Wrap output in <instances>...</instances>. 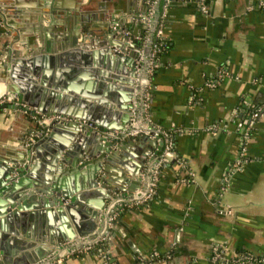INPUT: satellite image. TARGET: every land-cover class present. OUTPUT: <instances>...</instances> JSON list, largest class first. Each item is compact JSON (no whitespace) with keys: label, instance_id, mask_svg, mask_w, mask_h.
I'll return each instance as SVG.
<instances>
[{"label":"crops","instance_id":"1","mask_svg":"<svg viewBox=\"0 0 264 264\" xmlns=\"http://www.w3.org/2000/svg\"><path fill=\"white\" fill-rule=\"evenodd\" d=\"M48 1L0 0V100L10 94L12 84L5 66L6 49L20 54L26 48L32 51L44 46L52 16L44 3ZM87 1L54 0L60 6L56 13L66 14L68 23L74 25L80 12L92 11L94 16L87 13L84 17L94 29L108 22L112 28H124L128 40L122 51L129 55L136 52L132 41L140 43L144 35L150 38L158 20L165 23L162 36L169 46L158 57L151 78L146 118L155 128L172 133L175 156L160 164L152 199L121 212L103 246L73 255L61 264H135L138 258L154 254L158 258L154 264H227L237 253L264 254L263 0H173L164 16L161 0H91L85 5ZM113 41L121 45L123 40ZM56 67L48 64L45 70L56 75L60 71ZM65 78L82 91H93L87 77L70 72ZM104 98L117 110L114 96L116 101ZM244 106L257 107L259 115L246 142V161L235 168L240 150L236 125ZM97 119L105 127L122 125L110 114H98ZM38 124L22 109L0 108V159L23 158L30 137L42 134L34 130ZM93 129L101 132L100 127ZM54 134L56 141L63 138L61 132ZM122 141L124 149L118 154L129 156L133 171L139 160L131 153L144 150L150 162L163 151L159 144L149 148L148 142L136 144V138L134 144L129 139ZM119 159H114L111 174L124 182L130 175ZM36 162L41 163L40 159ZM44 173L42 165L36 167L34 181L41 180ZM69 176L66 173L63 180ZM111 184L114 192L135 191L131 183ZM39 210L34 207L26 212ZM75 210L82 233L101 227L91 214L93 206L83 202ZM68 229L75 231L71 218L64 221L57 211L36 214L25 220V226L14 227V233L0 227V233L7 234L0 237V247L7 253L8 264H32L35 261L30 260L41 258L52 244L66 239ZM216 253L218 262L214 263Z\"/></svg>","mask_w":264,"mask_h":264},{"label":"water","instance_id":"2","mask_svg":"<svg viewBox=\"0 0 264 264\" xmlns=\"http://www.w3.org/2000/svg\"><path fill=\"white\" fill-rule=\"evenodd\" d=\"M44 3L48 6V14L52 15L47 23L50 34L46 35L45 44L40 49L31 51L30 48H26L20 54L12 48L6 49L5 66L12 83L9 91L16 99V104H1L0 108L23 110L24 107H31L43 115L59 114L85 119L91 122L93 128L100 127L101 132L93 128L80 127L77 122L36 125L34 130L42 134L39 136L33 134L30 137L23 158L18 161L6 160L7 162L0 159V227L14 233V227L20 224L25 226L27 218H32L36 214H54L57 211L64 221L71 218L75 230L68 229V237L56 242L61 244L84 235L78 226L77 217L76 219L74 217L77 206H82L83 202L93 206L91 214L98 220V212L95 211L102 209L108 196L114 193L111 190L112 181L117 184L131 183L135 191L140 187L142 170L145 162L150 160L149 153L144 150L138 154L131 153L139 160L138 167L133 171L128 164L129 156L118 154L124 149L123 141L105 137L104 134L124 130L129 123L130 110L134 107L136 97L135 79L139 63L147 61L153 32L145 46H142L141 42L132 41L131 45L136 52L129 55L122 51L125 40H128L123 34L124 28L118 25L112 28L108 22L103 28L94 29L90 26L91 21H86L84 17L87 13L94 16L92 11L80 12L79 19L75 17L76 24L73 25L68 23L69 16L56 13L57 7L60 6H56L54 0ZM87 4L90 5L91 0L85 3ZM80 22L83 25H80ZM69 25H72L71 30ZM13 31L16 35L20 34L14 28ZM115 38L123 40L121 45L113 41ZM26 45L27 41L24 42L25 47ZM48 64L53 68L60 67L61 72L55 71L56 75L49 74L45 70ZM66 72L91 79L93 91L78 89L72 79L65 78ZM106 96L117 100V110L114 111L115 107H110L108 100L104 98ZM41 99L42 103L39 101ZM98 114H110L118 118L122 125L105 127L97 119ZM55 132H61L63 138L59 141L54 140ZM135 138L136 144L144 145L148 142V148L150 145L159 144L161 148L163 146V141L152 137V134L131 137L128 138V142L134 144L132 140ZM43 149L44 158L40 156ZM116 157H120L119 165L130 175L124 182L111 174V165ZM37 159H40L41 163L36 162ZM39 165H42L45 173L41 180L34 181L32 176ZM66 173L70 176L64 181L63 176ZM86 189L93 190L88 192ZM95 196L99 197L93 198ZM34 207L40 209L39 212H26ZM98 221L102 224V221ZM0 237L2 239L7 237L5 231L0 233ZM0 251L3 254L0 264H8L7 253L1 247ZM38 259L40 258L30 261Z\"/></svg>","mask_w":264,"mask_h":264},{"label":"built area","instance_id":"3","mask_svg":"<svg viewBox=\"0 0 264 264\" xmlns=\"http://www.w3.org/2000/svg\"><path fill=\"white\" fill-rule=\"evenodd\" d=\"M172 1L173 0H164L162 5V16H164ZM262 4L264 5V0L262 1ZM152 12L153 8L150 9V14H152ZM160 20L162 22H160ZM160 20H158V23L156 24L157 26L153 31V37L150 50L148 52L147 61L145 63H141L140 61L139 63L140 66L138 67V73L135 79L136 97L134 99V107L130 110L129 123L126 125L124 130L115 131L113 133L108 132L105 133L104 136L110 137L112 139L123 140L141 134H152V137H157V139L163 141L162 154L157 157L158 160H151L144 166L141 174V184L136 191H133L131 194L114 192L112 195L108 196L104 207L100 209L97 214L99 218L98 220L102 221L100 228L92 231L91 233H87L82 236H76L75 238L62 242L61 244H52L48 248L47 253L32 264H61L66 258L103 246L106 237L110 234L111 229L113 228L116 218L121 212H123L126 208H130L131 206L145 204L152 199L158 182L160 164L164 160L174 158L175 154L173 152L172 133L155 128L146 118V110L148 109L150 102L151 77L154 73V70L158 66V53L160 51L158 40H160L163 35V20ZM140 40L142 46H145L149 38L145 36L144 38L141 37ZM6 103L16 104V99L13 95L7 94L0 100V104ZM22 113L32 115L34 120L40 124H49L51 122H77L80 127L93 128L91 122L85 119H77L59 114L43 115L31 109L30 107H24ZM258 115L259 110L254 113L250 119L242 120L241 118L236 125L240 140V150L238 158L234 163L235 168H240L246 161V142L251 135V128L253 122L255 121V117ZM217 257L218 253L214 254L212 257V262L217 263ZM157 259L158 258L154 254L151 256V258H138L135 264H154ZM233 259H231V261L233 260V264H264V258L255 260L252 258V256L247 254L237 255Z\"/></svg>","mask_w":264,"mask_h":264},{"label":"trees","instance_id":"4","mask_svg":"<svg viewBox=\"0 0 264 264\" xmlns=\"http://www.w3.org/2000/svg\"><path fill=\"white\" fill-rule=\"evenodd\" d=\"M182 1V0H181ZM164 3V0H161L160 1V9L162 7ZM264 6V5H263ZM160 22H162L160 20ZM164 22H163V26H164ZM146 35L143 36V38L145 37ZM158 43H159V47H160V51L158 53V57L160 56L161 53H164L167 49H168V46H169V43H168V40L166 38H164L162 36V38L160 40H158ZM152 78V77H151ZM244 111H243V115H242V120H245V119H250L254 113H256L258 111V108L255 107L253 108L252 106H244ZM256 119V117H255ZM125 211V210H124ZM240 254H247V255H250L252 256V258H254L255 260H259V259H262L264 258V254L260 255V254H251V253H248V252H241V253H237V255H240ZM233 259V258H232ZM234 260V259H233ZM232 260V261H233ZM230 259L228 260V264H233Z\"/></svg>","mask_w":264,"mask_h":264},{"label":"rangeland","instance_id":"5","mask_svg":"<svg viewBox=\"0 0 264 264\" xmlns=\"http://www.w3.org/2000/svg\"><path fill=\"white\" fill-rule=\"evenodd\" d=\"M26 115H28V114H26ZM30 116V115H29Z\"/></svg>","mask_w":264,"mask_h":264}]
</instances>
